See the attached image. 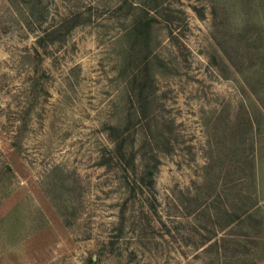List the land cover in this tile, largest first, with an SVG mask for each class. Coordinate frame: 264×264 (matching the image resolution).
Segmentation results:
<instances>
[{"label":"rangeland","instance_id":"374dc122","mask_svg":"<svg viewBox=\"0 0 264 264\" xmlns=\"http://www.w3.org/2000/svg\"><path fill=\"white\" fill-rule=\"evenodd\" d=\"M146 1L0 0V264H264V0H162L143 118ZM109 126L158 156L157 201Z\"/></svg>","mask_w":264,"mask_h":264},{"label":"trees","instance_id":"16d2710c","mask_svg":"<svg viewBox=\"0 0 264 264\" xmlns=\"http://www.w3.org/2000/svg\"><path fill=\"white\" fill-rule=\"evenodd\" d=\"M163 4L162 0H147L141 4L137 8L138 11L130 16V24L125 28L122 35L127 41H133L129 48L132 55L135 52L142 54L141 61L137 62L136 69L132 73L131 80L139 85V90H137L138 113L143 118L149 115L147 100L152 97V92L149 91L148 87L152 85V78L154 77L151 68L154 66L155 60H158V57L153 55L152 47L158 36L159 25L165 19L166 9ZM151 11L154 12L151 14ZM32 57L38 62L43 59L41 53L38 52L33 53ZM126 67L124 62L121 73ZM118 130L116 126H109L110 135L115 142L113 159L123 174L129 193L128 198H136L140 195L143 198H152V200L157 201L155 176L160 162L158 156L153 155L150 160H144L145 164L140 168L137 163L136 150L134 148L132 150L127 149L126 137L123 134H117ZM89 261L92 262L93 258H90Z\"/></svg>","mask_w":264,"mask_h":264}]
</instances>
